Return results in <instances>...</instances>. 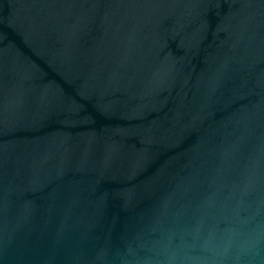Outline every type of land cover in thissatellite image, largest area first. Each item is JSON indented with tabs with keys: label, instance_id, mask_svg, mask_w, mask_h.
I'll return each instance as SVG.
<instances>
[{
	"label": "water",
	"instance_id": "1",
	"mask_svg": "<svg viewBox=\"0 0 264 264\" xmlns=\"http://www.w3.org/2000/svg\"><path fill=\"white\" fill-rule=\"evenodd\" d=\"M0 264H264V0H0Z\"/></svg>",
	"mask_w": 264,
	"mask_h": 264
}]
</instances>
